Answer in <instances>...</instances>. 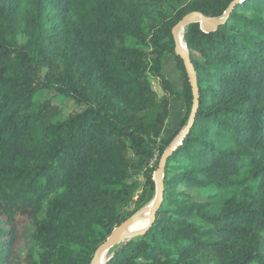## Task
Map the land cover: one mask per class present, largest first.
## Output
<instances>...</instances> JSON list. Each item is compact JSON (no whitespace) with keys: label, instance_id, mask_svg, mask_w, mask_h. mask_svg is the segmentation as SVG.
I'll use <instances>...</instances> for the list:
<instances>
[{"label":"trees","instance_id":"16d2710c","mask_svg":"<svg viewBox=\"0 0 264 264\" xmlns=\"http://www.w3.org/2000/svg\"><path fill=\"white\" fill-rule=\"evenodd\" d=\"M233 1L0 0V264H90L151 202L173 142L152 224L107 264H264V0L239 1L215 31L184 29L198 106L182 132L192 93L171 31ZM172 96L188 110L164 139Z\"/></svg>","mask_w":264,"mask_h":264},{"label":"water","instance_id":"95a60500","mask_svg":"<svg viewBox=\"0 0 264 264\" xmlns=\"http://www.w3.org/2000/svg\"><path fill=\"white\" fill-rule=\"evenodd\" d=\"M241 0H234L225 11V13L220 18H210L205 17L200 13H189L185 15L172 29L171 35L174 42V56L178 57L183 64L185 74L188 79V83L191 88L192 93V106L190 110V115L186 126L184 127L182 132H185L194 119L197 106H198V88H197V77L192 65L191 59L189 57L188 51L186 49V45L183 40V32L184 29L193 23H198L200 28L204 32L215 31L220 25H222L228 18L232 9L237 5V3ZM184 48L182 47V44ZM178 143L182 142L181 137L177 138ZM175 148V142H173L166 150L163 152L162 156L159 159L158 166L156 171L152 175V181L155 184V192L154 197L150 202L148 207H144L130 217H128L125 221H123L118 227L114 228L109 236L106 238L104 243H102L94 252L93 257L91 259L90 264H106L110 257L105 261V255L112 249L118 246L121 247L127 241L137 238L145 233V231L152 224L155 214L158 211L162 198H163V177H164V169L167 162V159L172 154ZM146 221L145 227L136 231L134 233L128 232V227L135 223L138 220Z\"/></svg>","mask_w":264,"mask_h":264},{"label":"rangeland","instance_id":"374dc122","mask_svg":"<svg viewBox=\"0 0 264 264\" xmlns=\"http://www.w3.org/2000/svg\"><path fill=\"white\" fill-rule=\"evenodd\" d=\"M171 56L173 57V55H171V54H165L164 55V57H166V59H171ZM162 62H163V60H162ZM166 65H167V63H166V60H165L164 61V70L166 69ZM174 65H175V63H174ZM152 87L158 93L159 96H162L164 94L163 91L161 90V88L159 87V85L156 82H152ZM174 91H177V90L174 89ZM169 102H170V104H169L170 114H169V117H168V119H167V121L165 123L164 129H163V134L165 135L164 139L170 137L171 134L174 132V130H176L177 128L180 127L181 121L183 120V117L185 116V113L188 110V108L184 104L183 98L172 96L170 98ZM71 109H72L71 104L68 101H64L63 102V112H62L63 115L64 116L68 115L71 112ZM157 161H158V152L154 151L153 158H152V160L150 162V166L149 167L151 169H155ZM141 181H142V179L140 178V182ZM148 204L145 205L144 207H147ZM133 205L134 204L132 203V204L128 205L126 208H124L123 209V213L132 210ZM29 238H30L29 231L26 228H24V227L19 228V236H18V240H17V243H16V251H15L16 254L21 255L23 253L24 249L29 244ZM115 248L117 249L118 246L115 247ZM113 251L114 250H111V251L108 252L107 258L112 256V252Z\"/></svg>","mask_w":264,"mask_h":264},{"label":"crops","instance_id":"0c3cea01","mask_svg":"<svg viewBox=\"0 0 264 264\" xmlns=\"http://www.w3.org/2000/svg\"><path fill=\"white\" fill-rule=\"evenodd\" d=\"M166 60V69L164 70V61ZM162 72L166 79L169 80V82L172 85L173 90H177V92H180L183 89L184 86V79L181 71L177 70L174 65V59L171 56V59H166V57L163 58L162 62ZM164 129V128H163ZM161 136L164 138L163 130L161 133Z\"/></svg>","mask_w":264,"mask_h":264},{"label":"bare ground","instance_id":"6f19581e","mask_svg":"<svg viewBox=\"0 0 264 264\" xmlns=\"http://www.w3.org/2000/svg\"><path fill=\"white\" fill-rule=\"evenodd\" d=\"M182 45V47L184 48V45H183V43L181 44ZM150 205V203L148 204V206ZM147 206V207H148ZM145 225H146V221H144V220H142V219H140V220H138V221H136L135 223H133L132 225H130L129 227H128V232L129 233H134V232H136V231H139L140 229H142L143 227H145ZM107 256H108V253H106V255H105V261H106V259H107Z\"/></svg>","mask_w":264,"mask_h":264}]
</instances>
